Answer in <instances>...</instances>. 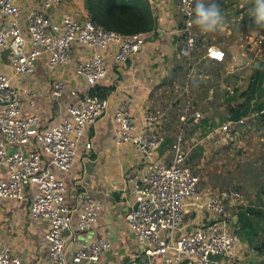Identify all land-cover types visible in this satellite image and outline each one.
Listing matches in <instances>:
<instances>
[{"label":"built area","instance_id":"1","mask_svg":"<svg viewBox=\"0 0 264 264\" xmlns=\"http://www.w3.org/2000/svg\"><path fill=\"white\" fill-rule=\"evenodd\" d=\"M176 1L182 19L178 55L185 63L188 78L192 74V55L197 49L193 23L196 0ZM64 2L42 0L41 10L28 11L25 15V37L19 25L20 9L13 0H0V13L6 19V24L0 25V54L5 49L10 50L12 70L11 75L0 74V167L7 174L0 179V198L22 200L25 189L33 188L30 215L48 222L44 235L48 247L47 264H66L68 240L65 233H88L102 209L85 185L75 190L72 205H66L65 184L52 169L68 172L72 168L80 148L78 139L83 136L85 128L94 124L107 110V98L90 93L107 73L103 53L110 45H115L113 61L123 65L141 50L149 35V32L122 35L102 29L87 16L78 20L65 12L59 14L58 21L53 20L47 11H53ZM257 38L261 40L262 35ZM73 43L93 49L90 57L73 64L74 72L84 78L88 90L83 93L72 90L70 93L74 100L66 107V116L54 125L40 129L37 115L24 114L12 77L32 73L41 57L49 70L66 65L71 61L70 47ZM202 58L222 63L225 53L211 45L205 47ZM188 86L185 84L184 95H190ZM50 87L54 98L61 97L65 90L61 79L54 80ZM32 101L29 100L30 105ZM261 114H264V109ZM256 115L250 113L237 120L226 119L216 126L208 121L204 127L205 136L238 135L239 129L255 126L249 122ZM113 119L117 124L113 143L117 146L129 143L145 162L143 171L131 178L136 208L124 217L141 246L140 264H234L232 253L239 236L229 226L226 210L229 204L241 206L244 196L236 189L217 191L207 196L199 192V178L188 163L182 127L188 123L193 127L201 125L203 116L194 109L190 96L186 97L182 113L178 116L181 126L169 145L168 159L158 157L164 140L158 130L163 120L161 109L154 108L146 113L141 127H137L128 105L120 103L113 112ZM256 128L263 129L259 125ZM31 144L36 145L37 150H32ZM81 148L86 152L92 149L91 140H85ZM188 206L208 211L215 219L190 231H182ZM74 213L78 218L72 230ZM109 247L110 243L104 238H86L71 255V260L75 264L96 262ZM225 258L231 259L225 263ZM0 264H23L1 240Z\"/></svg>","mask_w":264,"mask_h":264},{"label":"crops","instance_id":"2","mask_svg":"<svg viewBox=\"0 0 264 264\" xmlns=\"http://www.w3.org/2000/svg\"><path fill=\"white\" fill-rule=\"evenodd\" d=\"M13 2L21 11L19 25L26 37L25 15L33 9L41 10L42 0H13ZM149 3L155 18V27L149 32L141 50L132 55L123 65H118L113 61L115 45H110L103 53L107 73L93 89H106L105 97L108 106L105 114L94 124L87 126L83 136L78 139L80 148L72 168L68 172L52 169L57 178L65 184L66 205H72L75 190L79 189L80 185H85L93 199L102 207L96 224L88 233L80 234L76 231L73 235L70 231L65 233L68 240L66 264H75L71 260V255L79 249L80 243L86 238H104L110 243L109 249L96 262L89 264H140L142 260L141 246L128 228L124 217L132 210L134 204L131 178L134 174L143 171L145 162L129 143L118 146L113 143V136L117 129L113 112L120 103L127 104L134 124L141 127L144 115L159 106V103L164 101L165 94L178 83L179 78L175 76L176 69L179 62L183 60L178 55L180 16L176 8L177 1L149 0ZM216 3L224 16L223 26L208 35V32L201 31L195 25L196 43L197 46H216L225 53V0H216ZM253 5L241 6L242 12H238L241 13L240 16L247 13ZM47 12L55 21L60 19L61 12L69 13L78 20L87 16L82 0H65L53 11L48 10ZM4 24H6V19L0 13V25ZM244 31L247 35L254 36L252 32L260 33V28L251 24ZM219 32L221 34H217ZM10 53L9 49H5L0 54V74H12L9 65ZM92 53V48L73 43L70 47L71 61L66 65L49 70L45 59L41 57L32 73L12 77V84L19 93L24 114L37 115V125L40 129L54 125L66 116V107L74 100L70 93L72 90L79 93L88 90L84 78L74 72L73 64L78 60H85ZM200 59L192 61V73L195 69L194 65ZM233 59L236 61L237 56L233 55ZM213 63L209 61L208 65ZM201 72L204 73V71ZM221 78H224V73ZM57 79L64 82L65 90L61 97L54 98L50 92V85ZM222 82H224L223 79ZM221 87L220 92L225 91V84ZM210 94H213V91L207 94L209 100L213 97ZM30 99L33 100L32 105L29 103ZM211 118H208V121ZM165 122L166 119L163 117L158 127L161 134H163ZM166 138L167 136H163L164 140L158 151L160 159L169 157L170 144L162 149ZM87 139L91 140L92 149L86 152L81 148V144ZM235 144L232 143V145ZM31 149L37 150L36 145L31 144ZM6 175V170L0 167V179ZM226 185L228 182L225 181V187ZM214 186L203 188L202 193L214 194L218 191ZM238 187L239 189H236ZM238 187L234 189L241 192L246 190L242 186ZM33 191L32 187L26 188L25 197L22 200L0 198V240L11 248L12 253L18 256L23 264H47L48 247L44 235L48 229V222L30 215L29 206ZM243 196L244 203L241 206L229 204L226 210L227 222L239 236V242L232 253L234 264H246L249 261L264 264V193L261 194L259 190L252 196L244 195V193ZM252 208L255 210L250 211ZM77 218V214L74 213L72 230L75 228ZM214 219L210 212L188 206L185 209L182 231H190ZM230 259L225 258V263H228Z\"/></svg>","mask_w":264,"mask_h":264},{"label":"rangeland","instance_id":"3","mask_svg":"<svg viewBox=\"0 0 264 264\" xmlns=\"http://www.w3.org/2000/svg\"><path fill=\"white\" fill-rule=\"evenodd\" d=\"M253 1L225 0L224 42L227 59L224 64L214 62L212 65H208L209 61L201 57L200 61L194 65L192 77H185L183 85V78H179L176 86L165 94L164 101L156 107L162 110L163 117L166 119L165 124H163V136L173 140L177 135L181 126L178 116L182 113L186 97L189 98L190 96L194 109L201 113L203 119L213 117L210 121L216 126L228 114L226 113V102L222 96L215 97V91L220 95L223 84H225V92L230 95L234 93L232 91L235 89H239L241 92L247 88L254 63L264 61V26H258L255 23L250 10H247L248 12L243 13L242 16H240L241 13H238L239 11L242 12L241 6H252ZM251 24L260 28V33L252 32L254 34L252 36L247 35L245 31L243 32ZM210 33L208 32V35ZM217 34H221V32ZM259 34L262 35L261 40L257 38ZM204 52L205 47L203 45L197 46L191 61L196 60V57ZM233 55L237 56L238 61L233 59ZM209 66H211L210 69H207ZM201 71H205V73L207 71L206 78L209 87L205 93L209 95V92L213 91V94H210L213 96L211 100L204 92H199L200 89L196 90L198 92L189 91L190 95H184V83L189 85L191 78L198 79L195 73ZM223 73L224 78H221ZM222 79L224 82L221 83ZM239 101H243V97ZM236 103L235 101L230 102L229 105L235 106ZM208 104H210V109L205 108ZM177 106L179 108H176ZM188 124L182 127L184 147L188 151L189 165L199 178L198 190L200 189L201 193L203 188H208L210 185L214 186L213 184L218 191L242 186V188H246L244 190L246 193L242 190L244 195L252 196L254 193L257 194L259 190L261 194L264 193V129H258L256 125L247 126L243 130L239 129L238 135L223 137L211 134L204 138L206 124L197 125L196 128H192L193 126ZM232 143L236 144L232 145ZM225 181L228 182L226 187ZM202 194L207 196L209 193Z\"/></svg>","mask_w":264,"mask_h":264},{"label":"trees","instance_id":"4","mask_svg":"<svg viewBox=\"0 0 264 264\" xmlns=\"http://www.w3.org/2000/svg\"><path fill=\"white\" fill-rule=\"evenodd\" d=\"M82 3L87 17H89L95 25L108 31H114L122 35H132L140 32H150L155 27V18L149 0H82ZM181 22L182 19L180 16V27L182 26ZM178 39L180 42L182 35L179 34ZM202 55L203 54H200L199 57L197 56L196 58L199 59ZM226 59L227 55H225V60ZM182 61L183 60H181L177 66L175 76L177 78H183V85L187 70L184 61ZM254 64L252 73L249 77L248 86L244 91L239 92V89H235L232 95L225 91L220 92V95H218V92L215 91V97L222 96V99L227 104L226 113L228 117L221 119V123L226 119L237 120L250 113H255L257 115L254 117L253 121L249 123L259 125L264 129V114H261V110L264 109V61ZM195 75L198 79L191 78L188 86L189 91L193 93L198 92L196 90L200 89L202 91L199 90V92H204V94L207 95L205 92L209 86L205 71L203 74L201 72ZM105 92L106 89L104 88L90 90L91 94L96 93L103 98L105 97ZM241 97H243V101H239ZM191 98L193 99V97ZM234 101L237 102L235 106L229 105L230 102ZM179 106L176 108H179ZM205 108L210 109V104L206 105ZM207 122L208 118L201 120L202 125ZM171 141L172 139L167 137L162 149L165 148L166 145L171 144ZM236 189H239V187ZM252 210L255 209H250V211Z\"/></svg>","mask_w":264,"mask_h":264},{"label":"clouds","instance_id":"5","mask_svg":"<svg viewBox=\"0 0 264 264\" xmlns=\"http://www.w3.org/2000/svg\"><path fill=\"white\" fill-rule=\"evenodd\" d=\"M250 14L258 26H264V0H254ZM193 23L203 32H215L221 28L224 16L216 0H197Z\"/></svg>","mask_w":264,"mask_h":264},{"label":"water","instance_id":"6","mask_svg":"<svg viewBox=\"0 0 264 264\" xmlns=\"http://www.w3.org/2000/svg\"><path fill=\"white\" fill-rule=\"evenodd\" d=\"M136 208V203L133 204L132 210ZM246 264H255V261H249Z\"/></svg>","mask_w":264,"mask_h":264}]
</instances>
